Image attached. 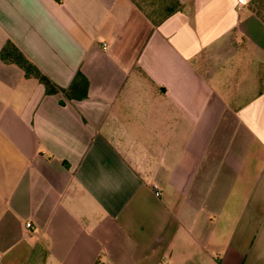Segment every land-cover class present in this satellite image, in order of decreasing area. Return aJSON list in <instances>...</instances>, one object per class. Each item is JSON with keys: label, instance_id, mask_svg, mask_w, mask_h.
Returning a JSON list of instances; mask_svg holds the SVG:
<instances>
[{"label": "crops", "instance_id": "1", "mask_svg": "<svg viewBox=\"0 0 264 264\" xmlns=\"http://www.w3.org/2000/svg\"><path fill=\"white\" fill-rule=\"evenodd\" d=\"M175 2L0 0V53L88 80L0 58V264H264V0Z\"/></svg>", "mask_w": 264, "mask_h": 264}, {"label": "trees", "instance_id": "2", "mask_svg": "<svg viewBox=\"0 0 264 264\" xmlns=\"http://www.w3.org/2000/svg\"><path fill=\"white\" fill-rule=\"evenodd\" d=\"M171 13V12H170ZM169 13V14H170ZM0 58L9 64L18 65L27 78L38 79L45 87L48 94L62 92L70 99H84L87 97L88 80L79 72L69 90L55 85L13 42L9 41L0 53ZM97 264H103L97 262Z\"/></svg>", "mask_w": 264, "mask_h": 264}, {"label": "rangeland", "instance_id": "3", "mask_svg": "<svg viewBox=\"0 0 264 264\" xmlns=\"http://www.w3.org/2000/svg\"><path fill=\"white\" fill-rule=\"evenodd\" d=\"M149 16L161 18L167 15V9L175 6V0H133Z\"/></svg>", "mask_w": 264, "mask_h": 264}, {"label": "built area", "instance_id": "4", "mask_svg": "<svg viewBox=\"0 0 264 264\" xmlns=\"http://www.w3.org/2000/svg\"><path fill=\"white\" fill-rule=\"evenodd\" d=\"M156 195H157V196H160V192L157 191V192H156ZM30 226H31V224H28V227H30Z\"/></svg>", "mask_w": 264, "mask_h": 264}]
</instances>
